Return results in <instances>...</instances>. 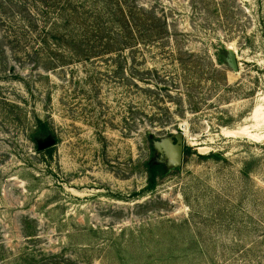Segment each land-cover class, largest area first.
I'll use <instances>...</instances> for the list:
<instances>
[{
	"label": "rangeland",
	"instance_id": "obj_1",
	"mask_svg": "<svg viewBox=\"0 0 264 264\" xmlns=\"http://www.w3.org/2000/svg\"><path fill=\"white\" fill-rule=\"evenodd\" d=\"M57 6L0 0V264H264V0H128L168 34L103 50Z\"/></svg>",
	"mask_w": 264,
	"mask_h": 264
},
{
	"label": "trees",
	"instance_id": "obj_2",
	"mask_svg": "<svg viewBox=\"0 0 264 264\" xmlns=\"http://www.w3.org/2000/svg\"><path fill=\"white\" fill-rule=\"evenodd\" d=\"M127 1L128 0H58L56 9L58 13L57 16L59 15V17L56 18V21H59L53 22L54 25L51 26L50 29L56 31L55 38L59 37L61 41H65L68 38L73 40L74 37L72 34L76 31L74 25H81L84 31H80L82 34H79L77 38V42L80 46H93L102 48V50L114 47L134 48L142 43L148 45L150 42L164 40L169 29L167 23H165V21L163 23V19L159 18V22L162 21V27L153 28L152 24L147 21L141 22L140 19L135 21L128 18L127 15L124 14ZM131 12L133 15V10ZM106 29L115 31L110 33L116 34V39H112V37L109 36V32L107 38H102L100 34H98L104 33ZM144 30L148 32L142 34ZM106 39L108 42H106ZM72 40H69L71 44ZM93 41L94 43H92ZM44 131L46 133L47 129L45 128ZM161 167V165H156L154 163L150 164L151 182L155 181L156 175Z\"/></svg>",
	"mask_w": 264,
	"mask_h": 264
},
{
	"label": "water",
	"instance_id": "obj_3",
	"mask_svg": "<svg viewBox=\"0 0 264 264\" xmlns=\"http://www.w3.org/2000/svg\"><path fill=\"white\" fill-rule=\"evenodd\" d=\"M226 61L234 72L240 71V65L237 57V52L235 49L231 48L228 51ZM184 139L185 133H177L174 139H165L162 142H156V148L164 152L166 157L173 160L176 164H180L184 154ZM54 141L50 140L41 146V148H46L52 146Z\"/></svg>",
	"mask_w": 264,
	"mask_h": 264
},
{
	"label": "bare ground",
	"instance_id": "obj_4",
	"mask_svg": "<svg viewBox=\"0 0 264 264\" xmlns=\"http://www.w3.org/2000/svg\"><path fill=\"white\" fill-rule=\"evenodd\" d=\"M231 48H233V47H231ZM234 49V48H233Z\"/></svg>",
	"mask_w": 264,
	"mask_h": 264
}]
</instances>
